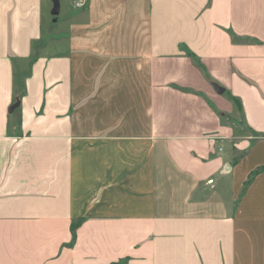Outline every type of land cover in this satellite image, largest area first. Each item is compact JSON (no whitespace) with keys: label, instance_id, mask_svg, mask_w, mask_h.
Masks as SVG:
<instances>
[{"label":"crops","instance_id":"crops-1","mask_svg":"<svg viewBox=\"0 0 264 264\" xmlns=\"http://www.w3.org/2000/svg\"><path fill=\"white\" fill-rule=\"evenodd\" d=\"M262 168L264 0H0V264H264Z\"/></svg>","mask_w":264,"mask_h":264},{"label":"trees","instance_id":"trees-1","mask_svg":"<svg viewBox=\"0 0 264 264\" xmlns=\"http://www.w3.org/2000/svg\"><path fill=\"white\" fill-rule=\"evenodd\" d=\"M261 170H264V168H262ZM261 170H260V171H261ZM255 173H256V172H255ZM255 173H253V174H255ZM80 223H81V220H79L78 222L73 223V224L71 225L72 233L75 232V229L77 228V226H78Z\"/></svg>","mask_w":264,"mask_h":264},{"label":"rangeland","instance_id":"rangeland-1","mask_svg":"<svg viewBox=\"0 0 264 264\" xmlns=\"http://www.w3.org/2000/svg\"><path fill=\"white\" fill-rule=\"evenodd\" d=\"M20 82V78L18 77L17 79H16V87L18 88V86H20V84L21 83H19ZM19 83V84H18Z\"/></svg>","mask_w":264,"mask_h":264},{"label":"built area","instance_id":"built-area-1","mask_svg":"<svg viewBox=\"0 0 264 264\" xmlns=\"http://www.w3.org/2000/svg\"><path fill=\"white\" fill-rule=\"evenodd\" d=\"M210 183H211V181H210Z\"/></svg>","mask_w":264,"mask_h":264}]
</instances>
